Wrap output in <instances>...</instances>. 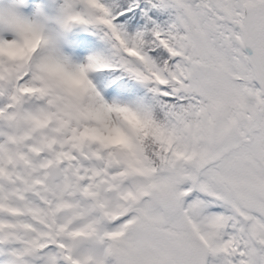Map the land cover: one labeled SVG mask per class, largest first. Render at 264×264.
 I'll return each instance as SVG.
<instances>
[{
	"label": "snow or ice",
	"instance_id": "1",
	"mask_svg": "<svg viewBox=\"0 0 264 264\" xmlns=\"http://www.w3.org/2000/svg\"><path fill=\"white\" fill-rule=\"evenodd\" d=\"M0 264H264V0H0Z\"/></svg>",
	"mask_w": 264,
	"mask_h": 264
}]
</instances>
